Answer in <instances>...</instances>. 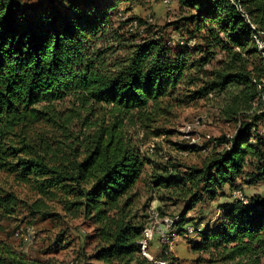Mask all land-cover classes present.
I'll list each match as a JSON object with an SVG mask.
<instances>
[{"label": "trees", "instance_id": "obj_1", "mask_svg": "<svg viewBox=\"0 0 264 264\" xmlns=\"http://www.w3.org/2000/svg\"><path fill=\"white\" fill-rule=\"evenodd\" d=\"M133 1L40 0L29 8L0 0V220L82 217L94 244L82 264H176L162 244L151 258L142 253L153 196L165 209L182 204L170 227L181 234L202 223L187 217L198 203L218 200L238 180H264V0H175L202 34L198 56L173 50L151 27L131 31V21H147L114 13ZM201 98L218 100L235 131L214 149L167 140L176 150L207 151L200 164L146 155L145 144L170 133L173 108ZM141 180L150 197L140 204ZM217 208L191 250L207 254L206 264H264V200L232 198ZM64 240L61 230L49 246ZM0 264L61 263L31 257L5 236Z\"/></svg>", "mask_w": 264, "mask_h": 264}, {"label": "rangeland", "instance_id": "obj_2", "mask_svg": "<svg viewBox=\"0 0 264 264\" xmlns=\"http://www.w3.org/2000/svg\"><path fill=\"white\" fill-rule=\"evenodd\" d=\"M22 1L27 7L32 8L37 5L40 0ZM162 1L163 0H140L138 2H124L120 4L114 15L117 13L118 15L119 13H125L127 16L138 17L143 21H147V19L150 18V21H144L145 24H142L141 26L138 25V27H132L133 29H131V31L140 35H145L147 34L146 29L151 27L150 31L161 36L165 43L173 50H182L184 47H188L195 49L196 56L200 55L203 49V43L201 41L202 34L194 29L191 21L181 19V17L187 14L186 9H181L175 0H169L170 2L168 6L163 4ZM221 56L222 53L219 52L217 53L216 58L218 59ZM208 97L211 96L209 95ZM261 123L262 124H259L258 128L264 133V120H262ZM164 128H167L170 133L165 136L162 135L154 138L145 144L143 150L146 155L152 156L153 158H158L159 155H162L165 160L170 157L175 159L176 163L179 164H200L206 159V157H208L207 151H194L189 153L187 149L176 150L167 140L170 139L175 142L186 140V145L188 146H193L190 142L195 140V143L199 142L198 145L196 143L197 146L207 144L208 147L212 149L213 146L218 145L215 144L217 138L228 136L235 131L236 123L225 120L219 114L218 100L214 98H201L189 104L175 106L169 114L167 121L164 123ZM187 133H189V135H187ZM157 144L160 148L159 150L157 149ZM156 151L157 154L154 156ZM174 151L175 154L172 153ZM238 182L239 186H236L235 189L239 188L238 192L240 193V199L247 202L249 196L246 197L244 195L240 181L238 180ZM252 187L253 188H248V191L252 192L251 196H259L264 200V180L252 184ZM136 190L138 192V200L140 204L150 197L147 180H141L137 184ZM231 192L232 190H227L226 196L231 197ZM223 200L224 199L221 198L215 201L200 202L194 207V209L188 211L187 217L193 218V221L201 220L202 223L197 225L193 223L186 224L185 229L181 234L170 231L171 233H174V238H177V241L172 247L171 245L163 244L161 240H157L158 236L156 234L146 235V228L154 226V222H159L160 218L163 224H169L173 221V219H171L173 212L180 210L182 204L179 203L177 206H170L168 209H165L164 206L167 205H164V202H161L156 196H153L146 211L148 222L143 229L144 239L141 241L142 253L148 257H152V255L154 256L160 251V244H162L168 248L171 255L175 258L174 260L176 264H206L203 259H207L208 255L192 251L190 242L198 241L200 239L195 232L198 233V230L202 229L205 225L212 226L214 224L218 217L217 205ZM154 207L162 208L167 215L160 217L159 211L154 210ZM190 227L195 228L191 230ZM61 230H65L64 244L60 249L54 250V248L49 245L51 240ZM91 231V226L82 217L75 219L64 217L63 222L49 221L39 217L31 220V218H24L22 215L18 216L15 220H0V237L7 236V238L13 241L19 250L25 252L31 257H52L61 264L83 263L85 258L91 254L94 246L93 242L87 238ZM174 238L172 241H174ZM153 239L155 240L153 241ZM148 240L149 242L153 241L151 245H156L154 251H148L151 255L146 252L147 248H145L148 244ZM159 264L163 263H160L159 261Z\"/></svg>", "mask_w": 264, "mask_h": 264}, {"label": "built area", "instance_id": "obj_3", "mask_svg": "<svg viewBox=\"0 0 264 264\" xmlns=\"http://www.w3.org/2000/svg\"><path fill=\"white\" fill-rule=\"evenodd\" d=\"M162 2H163V4L168 6L170 1L169 0H163ZM122 17H126V15L121 16V19H122ZM150 20H151L150 18L147 19V21H150ZM138 25L139 24H132V21H131V25H130L131 27H138ZM187 135H189V133H187ZM231 195H232V198L240 199V193L238 192V189L232 190ZM154 210H158V209L156 207H154ZM194 228L195 227H190V229H194ZM169 230L170 229H167L165 224H163L161 222V218H160L159 222H154V226H149V228H146V235H153V234L155 235L156 234L158 236V240H163L164 232H167ZM15 234H16V232H15ZM176 241H177V238H174V241H166V242L173 247V245L175 244ZM145 248H147V246H145ZM160 263L165 264L166 262L160 261Z\"/></svg>", "mask_w": 264, "mask_h": 264}, {"label": "crops", "instance_id": "obj_4", "mask_svg": "<svg viewBox=\"0 0 264 264\" xmlns=\"http://www.w3.org/2000/svg\"><path fill=\"white\" fill-rule=\"evenodd\" d=\"M178 138H180V137H178ZM173 140H175V139H173ZM180 142H185L186 143V140H183V141H180ZM206 150V149H205ZM172 153H174L175 154V151L174 152H172ZM157 160H160L159 158H157ZM241 188H242V190H243V193H244V195L247 197V196H251L252 195V192H249L248 191V188H253L252 187V185H247V184H242L241 185ZM225 191H227V189L225 190ZM249 192V193H248ZM231 195V194H230ZM221 198H223L224 200L222 201V202H224V201H230V200H232V195H231V197L229 196H226V195H223V196H220L219 198H218V200L219 199H221ZM218 214V213H217ZM155 239H153V241H154ZM158 240V239H157ZM153 241H150L149 242V240H148V247H147V253H149L148 251H150V250H152V251H154V248H156V245L155 244H152L151 245V243L153 242ZM159 242V241H158ZM158 242H157V244H158ZM171 250H172V248H171ZM150 254V253H149ZM151 255V254H150ZM151 258V257H150Z\"/></svg>", "mask_w": 264, "mask_h": 264}, {"label": "bare ground", "instance_id": "obj_5", "mask_svg": "<svg viewBox=\"0 0 264 264\" xmlns=\"http://www.w3.org/2000/svg\"><path fill=\"white\" fill-rule=\"evenodd\" d=\"M192 127V126H191ZM192 129V128H191ZM193 141V140H192ZM197 143V142H196ZM196 143H195V140L193 141V142H190V144L191 145H193V146H197L198 145V143H197V145H196ZM172 222L173 221H171L169 224L168 223H165L166 224V227H167V229H170V227H171V225H172ZM191 230H193V229H191ZM146 234V233H145ZM174 233L172 232H170V230L169 231H167V232H164V234H163V240H161V242L163 243V244H165V245H169L166 241H172V239L174 238Z\"/></svg>", "mask_w": 264, "mask_h": 264}]
</instances>
